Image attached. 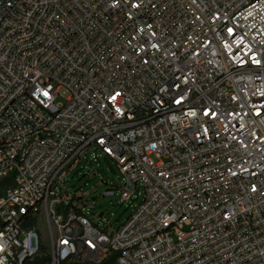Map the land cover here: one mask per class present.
Instances as JSON below:
<instances>
[{"label":"built area","instance_id":"2783aa9c","mask_svg":"<svg viewBox=\"0 0 264 264\" xmlns=\"http://www.w3.org/2000/svg\"><path fill=\"white\" fill-rule=\"evenodd\" d=\"M0 191V264H264V0H0Z\"/></svg>","mask_w":264,"mask_h":264},{"label":"rangeland","instance_id":"374dc122","mask_svg":"<svg viewBox=\"0 0 264 264\" xmlns=\"http://www.w3.org/2000/svg\"><path fill=\"white\" fill-rule=\"evenodd\" d=\"M58 100L64 101V98L59 96ZM118 179L122 180L123 174L117 162L97 151L88 153L62 177L71 194L82 195L81 198L86 200L84 211L92 214L95 220L101 215L99 225L111 231L118 229L127 220L144 197L143 187L135 191L136 196L125 202L120 200L119 192L113 196H105L103 193L108 187L113 184L119 186ZM60 187L61 184L58 189Z\"/></svg>","mask_w":264,"mask_h":264}]
</instances>
